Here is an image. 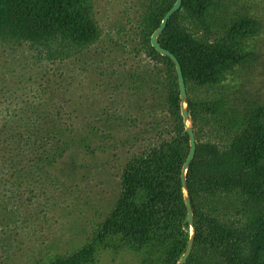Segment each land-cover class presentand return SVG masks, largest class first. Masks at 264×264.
<instances>
[{
	"label": "rangeland",
	"instance_id": "rangeland-1",
	"mask_svg": "<svg viewBox=\"0 0 264 264\" xmlns=\"http://www.w3.org/2000/svg\"><path fill=\"white\" fill-rule=\"evenodd\" d=\"M148 3L93 0L101 35L86 47L0 39V264H53L88 242L116 202L125 164L172 130L166 67L143 50ZM203 19L179 14L211 39L240 19L255 23L242 40L248 58L220 83H186V97L224 101L227 131L264 113V0H215ZM196 127L195 140L223 141L199 114ZM218 207L226 222L243 223L264 214V199L233 191ZM93 264L161 262L122 247L99 249Z\"/></svg>",
	"mask_w": 264,
	"mask_h": 264
},
{
	"label": "trees",
	"instance_id": "trees-1",
	"mask_svg": "<svg viewBox=\"0 0 264 264\" xmlns=\"http://www.w3.org/2000/svg\"><path fill=\"white\" fill-rule=\"evenodd\" d=\"M175 0H149L142 20L143 50L167 70L166 103L173 128L140 153L133 155L121 173V187L113 208L97 224L91 238L53 264H93L99 249L127 247L161 264H175L183 254L190 226L185 205L193 212L194 240L184 264H264V214L241 222H226L218 204L227 193L252 200L264 199V113L253 110L240 124L226 131L224 101L219 96L195 100L186 97L194 135L196 119L209 126L210 136L222 142L197 140L181 182L182 166L190 149L181 118V99L174 63L150 44V35ZM215 0H182L158 35L160 45L179 60L187 82L213 87L228 70L249 56L242 40L254 31V21L240 19L223 34L209 38L179 23L184 12L191 23L205 21ZM101 35L93 0H0V39L65 49L86 47ZM176 73V71H175ZM228 126V125H227ZM232 126V125H231ZM227 136V139H226ZM220 201V202H219Z\"/></svg>",
	"mask_w": 264,
	"mask_h": 264
},
{
	"label": "water",
	"instance_id": "water-1",
	"mask_svg": "<svg viewBox=\"0 0 264 264\" xmlns=\"http://www.w3.org/2000/svg\"><path fill=\"white\" fill-rule=\"evenodd\" d=\"M181 4H182V0H175L174 3L172 4V6L165 12L159 26L150 35V44L157 52H159L162 55L168 56L173 61L174 66H175L177 79H178V85H179V91H180L179 97L181 99V103H183L185 98H186V86H185V80H184V76L182 73V68H181L180 62L177 59V57L170 50L162 47L158 41V35L166 27L167 21L169 20L171 15L175 11L180 9ZM181 107H182V105H181ZM181 116L183 117L184 120L188 119L187 109L181 110ZM187 132H188V136H189L190 149H189L188 155L186 157V160L183 163L182 174H181V182L183 184L184 191L186 194H187V191H186V183H185V172L187 170V167H188L190 161L193 158V155L195 152V145H196V140H195V135H194L193 129L187 128ZM185 205H186V209H187V221H188L189 226L191 227L192 233L190 235V238L188 239V242H187V245H186V248H185L183 254L181 255V257L179 258V260L175 264H184L187 261L189 255L192 251V247H193V240H194L193 212H192L191 201L187 195L185 197Z\"/></svg>",
	"mask_w": 264,
	"mask_h": 264
}]
</instances>
